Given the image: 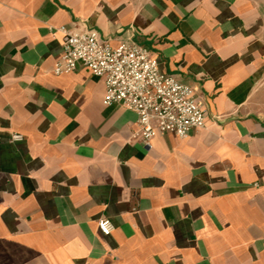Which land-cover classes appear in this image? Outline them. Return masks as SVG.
<instances>
[{"label": "crops", "instance_id": "obj_1", "mask_svg": "<svg viewBox=\"0 0 264 264\" xmlns=\"http://www.w3.org/2000/svg\"><path fill=\"white\" fill-rule=\"evenodd\" d=\"M76 22L150 50L206 126L134 139L102 78L53 71ZM0 264H264V0H0Z\"/></svg>", "mask_w": 264, "mask_h": 264}, {"label": "built area", "instance_id": "obj_2", "mask_svg": "<svg viewBox=\"0 0 264 264\" xmlns=\"http://www.w3.org/2000/svg\"><path fill=\"white\" fill-rule=\"evenodd\" d=\"M58 31L62 33V52L54 63V73L71 72L83 65L102 78L104 104L135 112L132 137L147 149L157 134L183 138L206 126L207 113L194 88L162 72L157 58L141 44L128 40L114 46L83 22H76L71 28L60 26ZM12 138L21 140L23 135L14 133ZM98 226L104 234L115 228L108 218L99 220Z\"/></svg>", "mask_w": 264, "mask_h": 264}]
</instances>
